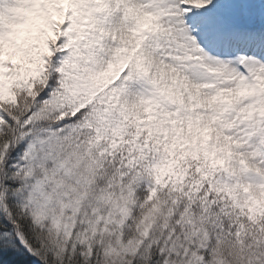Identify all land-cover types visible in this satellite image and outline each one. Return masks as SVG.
<instances>
[{
    "label": "snow or ice",
    "instance_id": "1",
    "mask_svg": "<svg viewBox=\"0 0 264 264\" xmlns=\"http://www.w3.org/2000/svg\"><path fill=\"white\" fill-rule=\"evenodd\" d=\"M0 264H264V0H0Z\"/></svg>",
    "mask_w": 264,
    "mask_h": 264
}]
</instances>
